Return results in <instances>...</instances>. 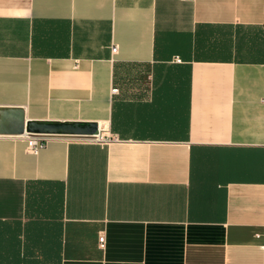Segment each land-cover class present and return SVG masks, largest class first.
<instances>
[{"label":"crops","instance_id":"0c3cea01","mask_svg":"<svg viewBox=\"0 0 264 264\" xmlns=\"http://www.w3.org/2000/svg\"><path fill=\"white\" fill-rule=\"evenodd\" d=\"M0 264H264V0H0Z\"/></svg>","mask_w":264,"mask_h":264},{"label":"built area","instance_id":"2783aa9c","mask_svg":"<svg viewBox=\"0 0 264 264\" xmlns=\"http://www.w3.org/2000/svg\"><path fill=\"white\" fill-rule=\"evenodd\" d=\"M113 52L116 51V48L114 47L112 49ZM176 61H179L178 58L175 59ZM117 89H112V93H117ZM23 138L26 140L27 143V148L28 150L33 153L36 154L40 149L43 148L44 144L46 143V139L43 137H38V136H30L28 134H24ZM110 138L109 137H104L101 135V133L97 134L94 136V138H92L90 141L91 142H95V143H100V144H104L107 141H109ZM98 242H99V246L100 248H104L105 246V238L104 236H100L98 238Z\"/></svg>","mask_w":264,"mask_h":264}]
</instances>
